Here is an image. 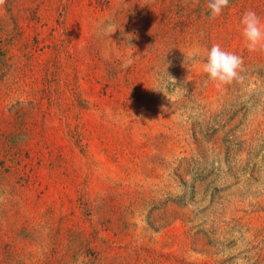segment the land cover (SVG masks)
Wrapping results in <instances>:
<instances>
[{
    "label": "rangeland",
    "instance_id": "374dc122",
    "mask_svg": "<svg viewBox=\"0 0 264 264\" xmlns=\"http://www.w3.org/2000/svg\"><path fill=\"white\" fill-rule=\"evenodd\" d=\"M208 3L0 6V264H264V0Z\"/></svg>",
    "mask_w": 264,
    "mask_h": 264
},
{
    "label": "clouds",
    "instance_id": "9594fccd",
    "mask_svg": "<svg viewBox=\"0 0 264 264\" xmlns=\"http://www.w3.org/2000/svg\"><path fill=\"white\" fill-rule=\"evenodd\" d=\"M5 2L6 0H0V6H3ZM228 6L229 0H209L207 5L213 19L219 17ZM240 23L245 46L249 52L264 50V22L261 21L257 13L253 10L246 11ZM192 54L201 55L198 49ZM204 56L205 62L202 65V71L207 74L210 81L215 82L217 87L243 79L241 73L245 71V62L240 55L223 49L217 43L213 44ZM77 264H80L79 258Z\"/></svg>",
    "mask_w": 264,
    "mask_h": 264
}]
</instances>
